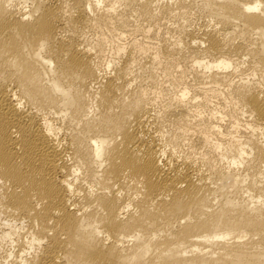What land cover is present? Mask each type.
Here are the masks:
<instances>
[{
  "label": "bare ground",
  "instance_id": "6f19581e",
  "mask_svg": "<svg viewBox=\"0 0 264 264\" xmlns=\"http://www.w3.org/2000/svg\"><path fill=\"white\" fill-rule=\"evenodd\" d=\"M0 264H264V0H0Z\"/></svg>",
  "mask_w": 264,
  "mask_h": 264
},
{
  "label": "rangeland",
  "instance_id": "374dc122",
  "mask_svg": "<svg viewBox=\"0 0 264 264\" xmlns=\"http://www.w3.org/2000/svg\"><path fill=\"white\" fill-rule=\"evenodd\" d=\"M243 119V118H242ZM241 121V120H240ZM224 132V131H223Z\"/></svg>",
  "mask_w": 264,
  "mask_h": 264
}]
</instances>
